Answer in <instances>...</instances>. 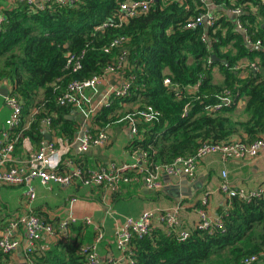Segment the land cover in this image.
<instances>
[{
    "label": "trees",
    "instance_id": "16d2710c",
    "mask_svg": "<svg viewBox=\"0 0 264 264\" xmlns=\"http://www.w3.org/2000/svg\"><path fill=\"white\" fill-rule=\"evenodd\" d=\"M123 1H48L41 10L15 3L2 10L0 85L9 86V94L22 102L17 132L34 110L36 113L28 128L21 131L17 144L28 139L39 148L45 139L41 122L46 118L50 119L49 131L71 143L79 130L74 120L67 119L73 108L70 104L59 105L57 99L69 83L100 75L124 51L127 63L123 76L132 75L134 80L128 94L112 97L97 112L91 134L130 116L137 135L127 151L132 155L146 153L149 163L164 165L194 154L203 142L218 144L235 137L252 142L264 133V0H235L243 8L239 20L246 36L253 43L261 41L259 48L248 47L232 21L222 15L212 28L183 29L185 21L198 14L199 0H188L187 9L176 2L158 1L147 14L121 27L98 31L97 27L113 16ZM210 1L230 8V0ZM119 37L127 38V43L105 52ZM70 54H83L81 68L76 72L67 65ZM243 61L248 62L247 67L233 69ZM250 64L256 65L258 71L250 69ZM216 69L222 77L218 83L213 77ZM242 71L247 72L245 78H241ZM165 79L170 81L169 86L163 83ZM190 88L195 91L189 93ZM227 91L231 94L230 106L207 110L219 104ZM241 102L243 107L237 112ZM123 105L136 110H123ZM146 107L159 114L151 122H144L137 114ZM4 205L0 210L6 211ZM217 216L223 228L212 234L193 228L187 230L189 237L181 241L178 233L168 235L158 228L146 237L134 239L133 264H241L245 258L264 254V192L249 202L226 200ZM2 228L0 220V233ZM80 245L69 238L45 250L35 246L31 259L34 264H86L78 253ZM8 256L0 250V264Z\"/></svg>",
    "mask_w": 264,
    "mask_h": 264
},
{
    "label": "built area",
    "instance_id": "2783aa9c",
    "mask_svg": "<svg viewBox=\"0 0 264 264\" xmlns=\"http://www.w3.org/2000/svg\"><path fill=\"white\" fill-rule=\"evenodd\" d=\"M15 3H25L35 6L38 10L44 8L45 3L52 1L58 4H72L73 0H11ZM162 3H178L188 8V0H125L118 5L113 16L100 24L97 30H104L108 27L118 28L123 26L129 20L147 14L155 2ZM230 8H226L223 4L215 5L210 0H199L198 14L191 16L183 24V29L195 30L199 27L209 29L215 26L216 21L220 18L215 13V8L225 7L233 18L232 23L235 30L239 32L250 48H259L261 41L255 43L246 36V30L242 26L239 18L243 15V8L237 6L235 0L229 1ZM255 13V9L252 11ZM3 23V17L0 16V29ZM206 36L202 35L205 41ZM127 38L119 37L115 39L105 52H109L112 48L127 43ZM127 52L116 60L115 64L106 67L100 75L84 81H73L68 84L65 92L57 99L59 105H72V111H87L91 113V108L87 110L85 106L90 103L88 91L96 92L100 82L111 74L121 73L126 65ZM83 54L68 55L67 65L72 66L73 72L80 70ZM208 64L211 60L208 59ZM248 63H240L233 69H243ZM253 71H258V67L254 64L249 65ZM134 80L131 75L123 79L118 86L110 88L112 97L121 98L128 94L130 86ZM163 83L170 85V81L165 79ZM5 106L9 109V115L6 118L5 128L0 134V185L7 187H23V213L9 220L0 236V250L3 254L11 255L19 246L15 236L18 231H22L26 240L25 260L26 264H34L31 254L34 252L36 243L44 236L48 240L53 238L67 240L71 232V226L76 224L78 220L71 212L59 220L55 225H51L42 221L35 215L30 205L36 199V188L33 182L37 180L43 187L50 184H58L60 186H71L76 182L84 187H101L111 194L120 192L123 186L138 185L148 192L159 193L165 183L163 176H180L190 181L196 178L197 167L199 163L208 157L217 156L222 164L229 161H247L255 159L264 154V133L255 141L243 142L238 139L224 141L218 144L203 142L199 145L194 154L187 157H178L169 164L154 165L148 162L146 153H137L132 155V161L126 163L111 162L107 165L98 166L95 169H83L79 166L72 171L61 172V164L59 161L58 148L52 142L44 141L35 153L24 161H15L13 152L17 144L21 131H18L21 122L22 102L14 95H8L4 98ZM231 105V94L225 92L219 104L212 109L220 110L224 106ZM238 106H241L239 103ZM36 114V113H35ZM34 114V115H35ZM144 122H151L159 115L151 107H146L137 113ZM42 123L49 127L50 119L46 118ZM131 134L137 135V130L132 119L130 127ZM109 134L106 130H100L98 133L91 134L89 129L83 127L79 136L74 138L73 143H77L79 154L88 152L91 147L104 146L109 142ZM221 181L218 186V192L225 196L226 200L238 198L244 202H249L253 198L260 197L264 192V187L255 189H245L242 187H232L227 181V171H221ZM74 199L71 200L73 202ZM199 204V205H198ZM208 194H203L195 204L197 208L198 222L194 228L212 234L215 231L222 230V219L219 216H209L207 213ZM182 209L183 205L178 202L169 208H151L141 212L136 218L128 217L114 229L113 237L117 250L121 253V258L117 260L102 259L97 252V245L103 239L102 226L93 224L92 220L85 218L82 220L84 225H93L95 237L90 245H80L78 253L84 258L86 264H133L134 251L132 241L136 238L140 239L150 235L158 228H162L168 235L178 233L179 240H186L190 233L186 229H182ZM260 258H264V254L260 256H251L245 258L241 264H255Z\"/></svg>",
    "mask_w": 264,
    "mask_h": 264
},
{
    "label": "crops",
    "instance_id": "0c3cea01",
    "mask_svg": "<svg viewBox=\"0 0 264 264\" xmlns=\"http://www.w3.org/2000/svg\"><path fill=\"white\" fill-rule=\"evenodd\" d=\"M15 5V2L11 0H0V16L2 10L11 8ZM225 8V7H224ZM224 8H215V13L220 16H224L227 20L232 21V16L224 10ZM243 64L244 61L242 62ZM213 73L214 81L216 79H222L221 76H215ZM241 78L247 76V72H241ZM216 77V78H215ZM123 79V74H111L106 79L102 80L97 86L96 92L88 91L90 103L85 106L87 110L91 108V113L86 110L72 111L71 119L74 120L79 127L77 137L81 133L83 127L94 130L96 127L93 124V118L97 112L105 105H108L112 98L110 94V88L119 85ZM0 88H6L8 93L10 87L6 85H0ZM195 88L188 89L189 93H193ZM241 106H237V112L242 109ZM128 105H123V110ZM33 113L25 120V124L20 131H24L30 125L32 121ZM9 115V109L5 106L4 98L0 97V134L5 128L4 122ZM130 116L115 121L105 127L109 134V142L104 146L91 147L88 152L79 154L77 150V143H68L66 140L60 139L49 131V127L45 126L41 122V129L45 136L50 137V141L56 145L59 152V161L61 170L70 172L80 164L86 169H95L98 166L107 165L111 162L126 163L132 161V154L127 151V146L134 138L131 134L130 127L132 119ZM68 119V117H67ZM52 134V135H51ZM75 136V137H76ZM236 138V137H235ZM233 138V139H235ZM44 141H46L44 139ZM43 141V142H44ZM47 142V141H46ZM38 147L31 144L28 139H24L21 143L16 144L13 152V158L15 161H24L28 159L33 153L37 151ZM79 165V166H80ZM227 171V181L234 187H242L245 189H255L257 187H264V154L247 161H229L226 164H222L217 156L208 157L202 160L197 167L196 178L189 182H200L201 190L197 191L191 199L181 198L178 202L183 205L182 209V228L186 230H192L198 222L197 208H195L196 202L199 198L207 193L208 194V206L206 208L209 216H217L218 210L226 203L224 195L218 192V186L221 179V171ZM163 176L162 180L165 183V187L172 185L171 179L179 176ZM170 180V183H168ZM36 188V199L30 205L32 212L41 218L45 222L55 223L58 220L64 218L67 213L73 212L76 216L82 214H88L93 224L102 226L103 239L97 245V252L102 259L117 260L121 258V253L117 250L114 242V229L117 225L121 224L126 218H136L141 212L151 208H169L172 205L178 203L171 193L165 192V187L161 191L159 196H154L153 192H148L144 188L138 185H126L116 194H111L102 188L84 187L78 184L71 186H60L58 184H50L47 187H43L37 180L33 183ZM0 187L16 189L19 187ZM19 196L17 199V207L15 210H10L9 205L6 202L5 218L3 221V228L0 236L9 222V220L15 218L17 215L22 214L24 209L23 192L24 188L18 189ZM152 197L155 199H152ZM74 199L73 202L71 200ZM1 205V206H2ZM4 205V207H5ZM1 208V207H0ZM96 222V223H95ZM5 223V224H4ZM95 237V231L93 225H83L82 222H77L71 226V232L69 238L76 241L77 244L90 245ZM19 243L17 249L3 259L2 264H26L25 260V248L26 240L22 231H18L15 236ZM68 238V239H69ZM42 241L36 243V249H46L48 245L58 241L64 242L63 239L53 238L48 240L46 237H42ZM255 264H264V261H259Z\"/></svg>",
    "mask_w": 264,
    "mask_h": 264
},
{
    "label": "water",
    "instance_id": "95a60500",
    "mask_svg": "<svg viewBox=\"0 0 264 264\" xmlns=\"http://www.w3.org/2000/svg\"><path fill=\"white\" fill-rule=\"evenodd\" d=\"M214 56H212V60H214ZM175 91H177L175 89ZM8 95V90L6 88H0V97L5 98ZM68 119H71V116H68ZM45 140L47 142L50 141V137L45 134ZM172 178V177H169ZM170 183V180L169 182ZM172 185L165 187V192L171 193V196L176 199L178 202L181 198H188L191 199L193 195L201 190V183L200 182H189L188 180L184 179L183 177H173L171 179Z\"/></svg>",
    "mask_w": 264,
    "mask_h": 264
},
{
    "label": "rangeland",
    "instance_id": "374dc122",
    "mask_svg": "<svg viewBox=\"0 0 264 264\" xmlns=\"http://www.w3.org/2000/svg\"><path fill=\"white\" fill-rule=\"evenodd\" d=\"M244 63H248V62L244 61ZM215 72H216L215 76L216 75L220 76L219 75V71L217 69H216ZM242 72H244V71H242ZM216 80H217V83H218V82H220L221 79L219 78V79H216ZM127 110L131 111V110H136V109L129 107V108L126 109V111ZM18 189L20 190V187L16 188V189H13V188L9 189V188L0 187V205H2L3 202H6L9 205L10 210H15L16 207H17V199H18V196H19ZM73 216L79 222H82V220L85 219V218L91 217V216H88V214H82L81 216H76V214L74 212H73ZM4 218H5V212L3 210H0V220H3ZM48 224H50V223H48ZM51 225H55V224L53 223Z\"/></svg>",
    "mask_w": 264,
    "mask_h": 264
}]
</instances>
